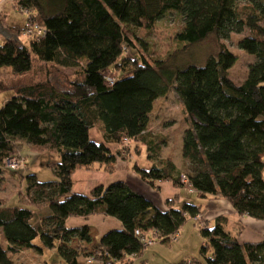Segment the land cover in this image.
Segmentation results:
<instances>
[{"label":"trees","instance_id":"16d2710c","mask_svg":"<svg viewBox=\"0 0 264 264\" xmlns=\"http://www.w3.org/2000/svg\"><path fill=\"white\" fill-rule=\"evenodd\" d=\"M14 4L44 32L36 34L34 28L28 34L25 22L11 24L6 13H0V68L12 71V76L0 79V88L15 93L0 106V183L5 157L20 153L23 144L35 152H53L58 159L48 163L54 179L25 176L27 202L46 204L51 210L37 226L30 222L32 208L9 205L0 198V264H14L10 252L35 247L32 241L38 236L46 248L57 249L66 264H80L81 247L68 243L72 238L91 242L89 225L69 226L66 220L95 213L115 217L123 227L105 232L85 255L87 262L131 264L154 241L147 240L148 232L167 241L188 217L200 213L199 203L185 199L176 205L178 195L166 199L164 208L158 207L124 180L97 185L88 194L74 191L73 174L78 169L114 172L117 157L125 155L107 143L129 148L132 142L136 150L139 145L145 148L151 166L133 164V171L149 186L164 181L178 188L190 186L199 198L226 199L238 215L264 220V0H15ZM173 11L182 18L175 34L184 43L182 49L215 33L216 57L204 65L171 69L167 58L150 63L127 54L128 46L135 47L133 38L142 42L138 29L154 28ZM244 30L247 34L236 40V46L255 59L237 84L229 77L237 56L223 40ZM22 36L28 37L27 43ZM34 61L37 66L32 70ZM66 68L72 69L70 75L63 74ZM56 74L65 78V86L53 81ZM107 75L113 76L112 82ZM170 87L191 124L183 132L179 166L162 154L167 141L149 128L155 100ZM92 128L102 133L104 142L90 138ZM198 224L200 253L207 264H264V241H239L238 232L226 230L225 217ZM173 264L202 263L192 257Z\"/></svg>","mask_w":264,"mask_h":264},{"label":"rangeland","instance_id":"374dc122","mask_svg":"<svg viewBox=\"0 0 264 264\" xmlns=\"http://www.w3.org/2000/svg\"><path fill=\"white\" fill-rule=\"evenodd\" d=\"M7 5L6 12L10 16V22L22 25L26 20V15L14 9L11 4L8 3ZM181 25V16L174 11L168 12L156 22L154 28L138 29L137 35L142 42L133 38L135 47L129 48L128 46L127 54L138 57L140 60L141 58H145L150 63H154L155 60L167 58V65L171 69L181 68L189 64L204 65L208 58L217 56L219 46L215 33H210L205 39L190 45L187 49H182L184 43L180 42L175 36ZM245 34H247V30H244L241 34L233 33L228 39L223 40L237 56V60L229 69V77L237 84L246 78L248 65L255 59L254 55L248 54L236 46V40ZM21 39L24 43L28 41V37L26 36H22ZM1 42L2 37L0 36ZM36 66L34 61L32 70L36 69ZM62 71L64 75H70L72 69L66 68ZM116 74L119 77L121 73L117 72ZM10 76H12L10 67L3 66L0 68V79H6ZM54 78L53 81L58 82L59 85H66L64 82L62 83L65 78L63 80L61 74H56V80ZM14 94L12 89L0 88V106L6 98H10ZM149 115L151 119V130L158 132L167 141L166 148L163 150L165 156H170L181 165L180 160L183 161L181 156L182 136L184 130L191 127V124L187 120L182 101L178 98L172 87L169 88L165 96L158 97L155 100ZM89 135L92 140L104 142L103 138L97 134L95 129H90ZM20 153L26 156L27 169L24 172H15L4 168V178L0 183V198L5 199L9 205H20L32 208L34 212L30 222L32 225L37 226L40 223L41 217L49 214L51 210L48 205H34L27 202L24 191L25 176L27 174H35L36 178L40 181L54 179V174L48 163L56 161L58 156L48 151L35 152L27 144L21 146ZM142 159L144 158H140L139 161ZM76 189L79 190L78 187ZM181 190L184 194L185 189L181 188ZM187 197L186 200L190 202H198L201 199L194 193H188ZM199 217L196 216L195 220L191 217L187 218L183 225V236L181 237L177 234L172 239L161 241L153 235V232H148L146 236L147 240L151 239L154 241L135 255L132 258L131 264H173L182 259L192 257L197 258L202 264H207L200 253L203 240L198 230ZM80 218L83 217H70L69 219L71 220L68 224L72 225L76 222L77 224L82 223L78 221ZM86 221H89L93 227L91 233L93 240H98L105 232L111 229H121L123 227L121 221L117 218L99 213L90 215ZM32 243L35 247L26 248L16 253L10 252V257L14 264H66L57 249L46 248L39 236ZM81 244L85 245V243ZM81 244L76 242V240H71L68 246L78 247ZM93 247L91 244H87L84 248L80 249L81 254L78 257L80 264H91L87 262L85 255H88ZM209 255L207 253V256Z\"/></svg>","mask_w":264,"mask_h":264},{"label":"crops","instance_id":"0c3cea01","mask_svg":"<svg viewBox=\"0 0 264 264\" xmlns=\"http://www.w3.org/2000/svg\"><path fill=\"white\" fill-rule=\"evenodd\" d=\"M15 0H10L8 2H5L4 0H0V13L4 12L7 15V19L9 20V14L6 12L7 4H11V6L20 11L19 8L14 4ZM21 12V11H20ZM10 22V20H9ZM11 23V22H10ZM13 24V23H11ZM24 24V23H23ZM22 24V25H23ZM8 99V98H6ZM5 99V100H6ZM150 128V123H149ZM95 129V128H92ZM95 131L99 136L103 138L102 133L96 128ZM134 143L130 142L128 143V147H125L124 145H116L114 143H107V145L113 150L117 151L120 150L124 153V157H117L114 165V172L102 173V170L100 169H92V170H86V169H78L73 174V180H74V191L88 194L92 188H94L97 185H107L115 180H124L126 181L133 190L143 194L145 197L150 199L156 206L164 208L165 207V200L168 198H172L175 195H178L179 200L176 203V205H179V203L182 200L187 199V192L181 190V188L174 187L170 181H164V182H157L155 184V187L149 186L145 184L138 175L133 171V164L137 165L138 167L142 168H149L151 166V162L146 159V151L143 146L138 147L136 150L134 148ZM128 148V150H127ZM166 147L164 146L162 148V151ZM165 155V153L163 152ZM140 158H144L141 161H139ZM176 165L179 166V163L174 161ZM182 163L183 161L180 160ZM78 187L79 190L76 189ZM201 205L200 213L198 214L199 220H202L207 223H213L214 220H216L218 217L223 216L225 217V228L226 230L234 234L237 233V238L241 242H259L264 241V220L263 219H257L248 215H238L233 205L226 199L223 198H201L198 202ZM46 205V204H42ZM90 217V216H89ZM88 217V218H89ZM88 218H80L78 219L79 222L87 223L89 225V233L91 242H79L76 238H72L73 240H76V242L85 243V245L81 244V248H84L87 244H91L94 246L96 244L97 240H93L91 237V233L93 230L92 225L89 223V221H86ZM194 220L196 218H193ZM71 219L66 220V224L69 226H75L78 224L73 223L72 225L68 224ZM77 220V219H76ZM183 228L182 226L179 231L176 233L179 237L183 236ZM177 239V238H176Z\"/></svg>","mask_w":264,"mask_h":264},{"label":"built area","instance_id":"2783aa9c","mask_svg":"<svg viewBox=\"0 0 264 264\" xmlns=\"http://www.w3.org/2000/svg\"><path fill=\"white\" fill-rule=\"evenodd\" d=\"M4 1H10V0H4ZM19 10L23 11V13L26 12V10H23V8H20V7H19ZM30 17L31 16L29 14H27L26 20H25L26 33L31 34L32 33L31 31L34 28L36 29L35 30L36 34L43 33L44 29L41 28L40 26H36L37 24H35L32 21V18H30ZM107 80H108V82H112L113 76L107 75ZM4 168H7L10 171H15V172L26 171V169H27L26 156H24L22 153H12V154L8 155L4 159ZM183 180H184V182H187V179L185 178V176H183ZM184 189L187 193H191L194 191L193 188H191L190 186L185 187ZM197 217H199V215H197ZM146 242H150V241H146Z\"/></svg>","mask_w":264,"mask_h":264}]
</instances>
